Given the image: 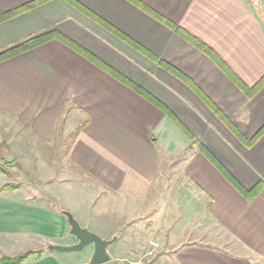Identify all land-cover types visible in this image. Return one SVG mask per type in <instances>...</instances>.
I'll list each match as a JSON object with an SVG mask.
<instances>
[{"label": "crops", "instance_id": "1", "mask_svg": "<svg viewBox=\"0 0 264 264\" xmlns=\"http://www.w3.org/2000/svg\"><path fill=\"white\" fill-rule=\"evenodd\" d=\"M33 1L0 0V16ZM76 1L187 76L247 139L264 126V87L247 97L205 53L130 0ZM137 1L212 48L245 85L264 76V0ZM53 31L165 104L193 138L58 38L0 62V161L16 177L37 176L29 169L39 158L50 190L44 183L40 193L24 185L5 189L10 176L0 173V258L39 245L76 244L58 204L102 238L117 237L108 249L111 263L143 255V232L154 229L160 247L170 249L152 264H264V184L258 195L245 197L200 149L250 190L264 181V135L245 146L191 87L65 0L1 22L0 53ZM63 145L61 164L52 152ZM111 205L122 208L114 223L102 209ZM160 206L164 216L181 210L167 230L159 227L163 220L156 222ZM64 253L46 249L24 264H73Z\"/></svg>", "mask_w": 264, "mask_h": 264}, {"label": "trees", "instance_id": "2", "mask_svg": "<svg viewBox=\"0 0 264 264\" xmlns=\"http://www.w3.org/2000/svg\"><path fill=\"white\" fill-rule=\"evenodd\" d=\"M48 0H35L33 2H30L16 10H13L7 14H4L0 16V23L11 19L17 15L23 14L43 3H45ZM72 6H74L76 9H78L81 13L85 14L101 26L105 27L109 31L113 32L117 37H119L121 40L132 46L134 49L138 50L142 54H144L146 57L151 59L152 61L156 62L159 66L167 70L168 72L175 75L177 78H179L181 81L186 83L195 93L203 100V102L219 117L221 121L227 126V128L235 135V137L240 140L245 146L250 147L257 142V140L264 135V126L257 132L255 136H253L251 139H247L238 129L237 127L219 110V108L195 85L187 76L179 72L177 69L172 67L170 64L166 63L165 61L159 60L155 55H153L150 51L143 48L141 45L137 44L135 41L127 37L125 34L121 33L117 29L110 26L108 23H106L104 20H102L99 16L89 11L87 8H85L82 4L78 3L76 0H65ZM131 2L135 3L139 7L143 8L147 12H149L151 15H153L155 18H157L162 23L169 26L171 29L175 30L180 36H182L185 40L190 42L192 45L197 47L199 50H201L203 53H205L210 59H212L219 68L225 72L228 77L240 88V90L249 98L254 97L257 95L264 87V76L253 86H247L245 85L242 80L229 68V66L219 57V55L208 45L191 35L189 32L180 29L170 21L166 20L164 17L159 15L154 10H151L149 8H146L143 4L139 3L137 0H130ZM260 13V11H258ZM58 38L59 40L63 41L73 49L77 50L79 53L83 54L87 58H89L91 61H93L95 64L103 68L105 71L119 79L122 83L129 86L132 90L146 98L149 102L154 104L156 107L161 109L164 114H166L170 119H172L176 125L189 137L193 138V135L191 132L187 129V127L179 121L177 116L161 101L153 97L151 94H149L147 91H145L143 88L132 82L131 80L127 79L125 76L120 74L118 71L114 70L113 68L109 67L105 63H103L101 60H99L97 57H95L93 54L79 46L77 43L69 39L68 37L64 36L61 33L58 32H47L44 34H41L39 36L33 37L17 46H14L12 48H9L3 52L0 53V62L9 59L11 57H14L16 55H19L25 51H28L32 48H35L43 43H46L47 41H50L51 39ZM201 151L209 158V160L215 165V167L221 172V174L239 191L241 192L245 197L247 198H253L256 195L259 194L261 191L264 181H261L257 186L250 190L244 189L241 184L232 176V174L226 170L219 161L211 154V152L204 146L200 147ZM0 173L5 174L7 176L11 177V173L9 170L4 166L0 164ZM8 188H19V186H16L14 184H7L5 186V189ZM57 210H59L62 213H65L64 209L56 204ZM45 248L41 250H31L27 251L26 253L19 254L18 256H3L0 258V264H24L25 261H27L30 257H37L40 258L44 254Z\"/></svg>", "mask_w": 264, "mask_h": 264}, {"label": "rangeland", "instance_id": "3", "mask_svg": "<svg viewBox=\"0 0 264 264\" xmlns=\"http://www.w3.org/2000/svg\"><path fill=\"white\" fill-rule=\"evenodd\" d=\"M178 134H180V133H178ZM182 134V133H181ZM57 148V150H55V151H53L52 152V154H53V156L56 158V160H57V162L58 163H63V162H65V160H63V159H61V157H62V155H64V152H65V145H63V146H57L56 147ZM34 152V151H33ZM36 153H39V152H36ZM21 162V161H20ZM33 166L32 167H30V169L29 170H37V176H35V173L33 172V173H26V174H24V175H26V176H24V175H21L20 174V176L19 177H16L15 176V174H13L12 172H13V169H11V171H10V167H8V165L7 164H4V163H2V161H0V164L1 165H4L8 170H9V172L12 174L11 175V177L9 178V182H11V183H15L14 185H16V186H27V187H31V188H33V189H35V190H37V192L38 193H40V192H42L41 191V189H40V186H43V183H44V190L45 189H47L48 191H50L49 190V184H45L46 183V181L44 180V181H42L43 180V177L41 176V173L42 172H44L45 171V168L43 167V168H41L40 167V163H41V160L39 159V158H34V161H33ZM61 163V164H62ZM14 169H16V166H15V168ZM69 170H70V172H71V174L74 176V178H77V181H78V183H79V186L82 188V189H86L87 187H88V184L86 183V184H80V182H79V179H81L82 177H81V175L76 171V169H74V168H72L71 166H69ZM35 177H37V179L39 180L40 179V181H42V182H40L39 184H34L32 181H33V179L32 178H35ZM32 179V180H31ZM174 179H172L171 180V182L173 181ZM18 183H20V184H18ZM175 187H178V182H176V180H175ZM23 186V188H25ZM54 186H56L57 188H59L60 186H62V185H60V183H59V181L57 180V181H55L54 182ZM173 186V185H172ZM23 188H22V190H23ZM76 192H79V193H82L81 192V190H76ZM83 192L85 193V190H83ZM168 193H169V191H167V194L165 195V198H161V200H164V199H167V195H168ZM165 194V193H164ZM89 195H92V194H89ZM151 199H148L147 200V204L150 206L149 207V209L150 208H152V204H151ZM158 207V206H157ZM103 209V211H105L106 212V214H109L108 216H111V217H108V218H110V222L111 223H114L115 222V219L116 218H119V216H120V212H121V206L120 205H111V206H106V207H103L102 208ZM128 209V208H127ZM127 209H125V211H124V214L126 215V213H127ZM130 209H132L131 207H130ZM149 209L148 210H146L145 211V213H144V218H140L141 220H138V223L140 224V222L141 221H143V219H145V217H146V215L149 213ZM164 208H162V206H160V217H159V219L158 220H156V222L158 221V223L159 222H161L162 220H163V226L162 225H160L159 224V227H162V228H164V229H166L167 230V223H168V221H169V218H177V217H179L178 215L181 213V210H176L177 211V215L174 217V214H169L168 212H165L166 214H165V216H164ZM150 215H151V213H150ZM165 217V218H164ZM161 218V219H160ZM162 218H164V219H162ZM184 219L185 218H183L182 220H180L179 222H178V224H182V222L184 221ZM187 221H188V219H186ZM92 225H96V224H92ZM97 226V225H96ZM151 229H152V227L151 226H149ZM182 229V227H179V228H177V230H181ZM144 233V238H145V240H144V242L145 243H147L148 242V239H150L151 238V236H153L154 238H155V240L158 242V247H155L156 248V250H155V255L160 251H166V250H169L170 248L169 247H160V242H159V240H158V238H160L159 236L157 237V231L156 230H149L148 232H146V229H145V231L143 232ZM176 234H178V233H176ZM179 239H175V238H173V241H178ZM45 247H43V246H35V247H32V249H28V250H26V251H23V252H20V253H18V254H14V255H11V256H9V257H13V256H18L19 254H22V253H26L27 251H31V250H34V251H37V250H41V249H44ZM91 248H92V246H87L85 249H83L82 251H74V252H66V253H64L65 255H67V256H69L71 259H73L74 260V263L73 264H83V262L84 261H89L90 260V252H91ZM47 249V247L45 248V250ZM45 252V251H44ZM5 256H8V255H5ZM3 257V256H2ZM141 256L139 255H137V256H134V257H132L133 259H138V258H140ZM155 257V256H154ZM31 258V257H30ZM29 258V259H30ZM112 260V259H111ZM119 259H117V260H115V261H112V262H114V263H111L110 262V264H117V261H118ZM153 260V259H152ZM152 260H151V263H149V264H152ZM85 264V263H84Z\"/></svg>", "mask_w": 264, "mask_h": 264}, {"label": "water", "instance_id": "4", "mask_svg": "<svg viewBox=\"0 0 264 264\" xmlns=\"http://www.w3.org/2000/svg\"><path fill=\"white\" fill-rule=\"evenodd\" d=\"M71 226V234L76 237L78 242L74 245H55L47 246L49 251L74 252L82 251L87 246H93L94 251L89 260V264H106L111 261L112 256L108 249L117 241V237L112 239L102 238L100 235L92 232L87 227H83L80 222L69 212H65Z\"/></svg>", "mask_w": 264, "mask_h": 264}, {"label": "built area", "instance_id": "5", "mask_svg": "<svg viewBox=\"0 0 264 264\" xmlns=\"http://www.w3.org/2000/svg\"><path fill=\"white\" fill-rule=\"evenodd\" d=\"M158 247V242L155 240L153 236H151L150 239H148L147 245L144 249V254L141 255L138 259L133 258H122L117 261V264H149L151 263V260L155 256V250Z\"/></svg>", "mask_w": 264, "mask_h": 264}]
</instances>
